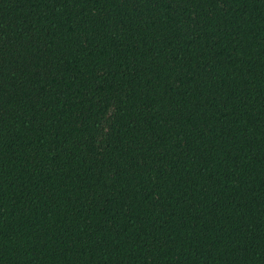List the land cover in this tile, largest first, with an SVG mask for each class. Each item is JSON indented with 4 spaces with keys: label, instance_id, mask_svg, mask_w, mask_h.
Returning a JSON list of instances; mask_svg holds the SVG:
<instances>
[{
    "label": "trees",
    "instance_id": "trees-1",
    "mask_svg": "<svg viewBox=\"0 0 264 264\" xmlns=\"http://www.w3.org/2000/svg\"><path fill=\"white\" fill-rule=\"evenodd\" d=\"M0 264H264V0H0Z\"/></svg>",
    "mask_w": 264,
    "mask_h": 264
}]
</instances>
